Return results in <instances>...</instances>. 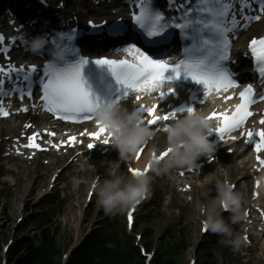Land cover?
Instances as JSON below:
<instances>
[{
  "label": "rangeland",
  "instance_id": "rangeland-1",
  "mask_svg": "<svg viewBox=\"0 0 264 264\" xmlns=\"http://www.w3.org/2000/svg\"><path fill=\"white\" fill-rule=\"evenodd\" d=\"M34 176L31 177V179H27L25 176V172L21 176V180L23 181V185L20 188L19 191H17V188L14 191H9V188L5 190L6 193H3V204L4 208L6 210V213L4 211L0 213V232L5 237L6 241H9L12 238V232L15 230L16 225L18 223V218L21 217L23 219H27L28 216L33 215L37 213L36 207L38 204V200L41 198L42 190H46L47 187V181L42 184V186L39 184L37 176L33 174ZM231 177H234V174L231 175ZM65 178H67V174H65ZM38 184V185H36ZM86 186V185H84ZM66 198L63 199L64 201V208H63V214L60 216H57L55 218L56 223L59 224L60 227V236L58 238V243L60 246L63 247L66 246L69 243V239L76 237L79 238L84 233L86 227H90L98 218L100 212L104 210V201L102 198H99L98 201L90 207H86V204L84 203L87 196V187L86 189L81 188L76 196V199L73 200V192H69V190L66 191ZM19 197H23V200L20 202L18 200ZM196 203L193 207L194 209L189 216V209L191 207H185L183 209L182 204L179 201H176L175 204L179 206L180 210L177 212L176 210H171L170 208H167L166 206L161 207L162 213H155V218H152L149 223L140 225L138 228V232L142 233L145 229L149 228L154 232L156 237H160L164 234L166 228L170 224H176L177 217L180 214L186 213L188 216L184 220V232L186 233L187 238L189 239V244H191V247L188 251L183 253V255L180 258L181 264H188V262L192 258H197V264H208L209 259L206 254V249L204 246V240L199 237V219L201 216V207H200V201L202 198H200L198 195H195ZM28 199L27 201H25ZM123 199V198H122ZM126 201L122 203H118L115 205H111L110 209L113 210V215L115 219L118 220V222L124 226V216L123 213L125 211L127 203H129L131 200L127 199L125 197ZM212 199L205 200V203H209L211 205ZM25 203L27 205H25ZM200 207V208H199ZM88 208V212H90L91 216L89 219L83 220L82 213ZM200 213V216H199ZM33 229L29 228L28 233L32 232ZM20 236V234H18ZM209 243V242H205ZM139 243H135V245H138ZM140 244H144V239L140 242ZM261 246L258 248V250H255L254 255L257 257V259H254V255L247 258L246 261H249L248 264H264V260L261 258H264V251H262V248L264 246V242H261ZM259 246V245H258ZM227 249V248H226ZM222 256L224 258L223 264H243L245 262L239 261L238 258H234L230 252L224 251L222 253ZM236 257H240L239 254L235 255Z\"/></svg>",
  "mask_w": 264,
  "mask_h": 264
},
{
  "label": "trees",
  "instance_id": "trees-1",
  "mask_svg": "<svg viewBox=\"0 0 264 264\" xmlns=\"http://www.w3.org/2000/svg\"><path fill=\"white\" fill-rule=\"evenodd\" d=\"M36 223V220H32L30 224ZM38 227L40 226L38 225ZM27 228L28 225L24 226L21 231L24 233ZM1 249L2 240L0 237V252ZM92 250L98 252L99 248L93 246ZM90 251L91 243H87L71 257L68 264H111L109 263V258L107 262H103L91 257ZM59 255L57 245L51 239L49 233L42 231L17 242L9 251L8 264H60ZM114 264H143V261H138L130 250L122 252L117 261L116 259L114 260Z\"/></svg>",
  "mask_w": 264,
  "mask_h": 264
},
{
  "label": "bare ground",
  "instance_id": "bare-ground-1",
  "mask_svg": "<svg viewBox=\"0 0 264 264\" xmlns=\"http://www.w3.org/2000/svg\"><path fill=\"white\" fill-rule=\"evenodd\" d=\"M30 1V0H29ZM23 2H25V1H18L17 2V7H19V5L21 4V3H23ZM9 4L10 3V0H7V2H6V4ZM34 4V3H33ZM32 10V8L31 9H29V13H30V11ZM34 18H37V14L36 13H33V15H32ZM91 16H93V15H91ZM94 17V16H93ZM239 155V154H238ZM97 171H100L99 173H102L103 174V179H105L106 178V174H105V172H101V170H97ZM92 185V184H91ZM91 187V186H90Z\"/></svg>",
  "mask_w": 264,
  "mask_h": 264
}]
</instances>
